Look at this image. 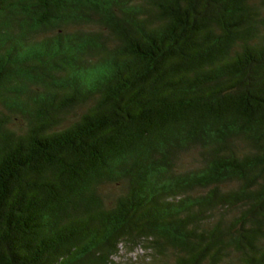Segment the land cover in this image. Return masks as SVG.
<instances>
[{
    "label": "trees",
    "instance_id": "1",
    "mask_svg": "<svg viewBox=\"0 0 264 264\" xmlns=\"http://www.w3.org/2000/svg\"><path fill=\"white\" fill-rule=\"evenodd\" d=\"M121 248L264 264V0H0V264Z\"/></svg>",
    "mask_w": 264,
    "mask_h": 264
},
{
    "label": "rangeland",
    "instance_id": "2",
    "mask_svg": "<svg viewBox=\"0 0 264 264\" xmlns=\"http://www.w3.org/2000/svg\"><path fill=\"white\" fill-rule=\"evenodd\" d=\"M20 122V121H19ZM111 192H114V191H112L111 190ZM135 251V250H134ZM136 252V254L134 255V253H132V252H127V251H125L124 250V248H121L120 249V251L118 252V254H117V256L114 258V261L115 262H118V263H120V264H122L123 263V261H125L129 256H133V258L136 256V255H138L139 253L140 254H142V253H144V250L143 249H139V248H137V250L135 251Z\"/></svg>",
    "mask_w": 264,
    "mask_h": 264
}]
</instances>
